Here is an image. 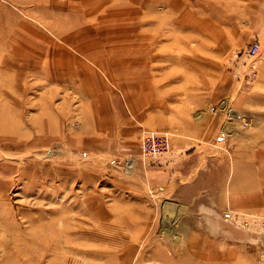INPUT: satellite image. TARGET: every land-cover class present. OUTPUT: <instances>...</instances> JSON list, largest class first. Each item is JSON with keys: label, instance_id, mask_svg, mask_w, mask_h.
<instances>
[{"label": "rangeland", "instance_id": "obj_1", "mask_svg": "<svg viewBox=\"0 0 264 264\" xmlns=\"http://www.w3.org/2000/svg\"><path fill=\"white\" fill-rule=\"evenodd\" d=\"M263 32L264 0H0V264H206L209 245L264 264V43L241 53ZM181 61L212 67L224 120L164 188L145 159L172 144L129 153L101 128L156 127Z\"/></svg>", "mask_w": 264, "mask_h": 264}, {"label": "crops", "instance_id": "obj_2", "mask_svg": "<svg viewBox=\"0 0 264 264\" xmlns=\"http://www.w3.org/2000/svg\"><path fill=\"white\" fill-rule=\"evenodd\" d=\"M229 31L230 30H228V32ZM224 41H231L230 35L225 37ZM179 54L180 53H178V55ZM191 54L193 55L194 53ZM174 55L176 56V54ZM184 55H187V53L182 52L181 57L178 58H184ZM167 58L172 57H170L168 53L160 54L159 63H162V60H166ZM207 63L212 64V61H207ZM207 63L202 65V73L207 70L206 67H210L207 66ZM182 64L186 66L190 76L186 74L185 78L182 80V77L178 78L176 75V78L181 79V85L178 86L169 84L163 86L161 85L160 78V87H158V90L164 91V93L158 95L157 104L152 106L147 112V115L150 116L151 123L156 126L154 128L158 127L159 129L170 132L172 146L175 151L174 159L164 158L167 162L154 164L149 157L145 159V164L147 163L146 169L151 183L155 186H163L164 188L167 186H170V188L175 187L179 185L181 181H186V179L190 181L193 179L190 177V174L193 172L192 165L188 163L187 167L185 164L181 163L180 160L184 159L185 155L190 154V152L187 154L185 153L187 150H190V148H198L211 142L223 123L220 124V122L224 120L223 114L222 116L219 115L221 114L220 105L214 101L216 86L212 67L208 68L206 71L210 77L207 75L206 78H200L198 75L201 73L198 72V67H196L198 64H194L193 62ZM181 90L185 92L182 93ZM115 123L116 122H111V127L107 129L101 128V134L109 137L116 136V146L126 150V138L128 133H131V137H134V140L129 153L137 154L140 150L141 138V136L139 137L140 133L138 126L131 122L130 128H122L119 125H115ZM96 130L98 129L96 128ZM142 133L143 132H141V135ZM125 155H127L126 151ZM254 185L257 186L258 182H255ZM243 186L246 200L245 189H247L248 186L246 183ZM262 186L263 184L258 187ZM241 197L243 196L241 195ZM252 198L258 199L257 201L251 202V204L264 203L262 200V198H264L262 192L253 195ZM247 203H249V201H247ZM209 244L213 245L214 242L207 241V245ZM204 257L206 264H241L237 262L232 255L227 254V258L230 259L228 263V261H226V252L215 251L211 249L210 245Z\"/></svg>", "mask_w": 264, "mask_h": 264}, {"label": "built area", "instance_id": "obj_3", "mask_svg": "<svg viewBox=\"0 0 264 264\" xmlns=\"http://www.w3.org/2000/svg\"><path fill=\"white\" fill-rule=\"evenodd\" d=\"M263 43L264 33L261 37L252 40L244 47L241 52L242 56H256ZM251 69L254 70V64L251 65ZM140 142L142 151L145 154L154 156L166 152L172 144L169 132L155 128L145 129L141 135Z\"/></svg>", "mask_w": 264, "mask_h": 264}, {"label": "bare ground", "instance_id": "obj_4", "mask_svg": "<svg viewBox=\"0 0 264 264\" xmlns=\"http://www.w3.org/2000/svg\"><path fill=\"white\" fill-rule=\"evenodd\" d=\"M17 125H18V120H14V121H12V122H10V123H7V122H5V123H3V127L2 128H11L12 130H15V128L17 127ZM170 133V132H169ZM64 227V226H63ZM59 229V228H58ZM63 230H65V229H59L58 231L59 232H62ZM58 232V233H59ZM186 251V250H185ZM191 255V254H190ZM181 257H183V256H181ZM187 257H190V256H187ZM204 258V257H203ZM188 259H189V261H188ZM192 259L193 258H187L186 259V261H187V263L186 264H193L194 262L192 261ZM178 260V259H177ZM196 263V262H195Z\"/></svg>", "mask_w": 264, "mask_h": 264}]
</instances>
